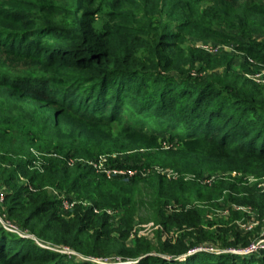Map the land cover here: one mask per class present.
<instances>
[{
	"label": "trees",
	"instance_id": "obj_1",
	"mask_svg": "<svg viewBox=\"0 0 264 264\" xmlns=\"http://www.w3.org/2000/svg\"><path fill=\"white\" fill-rule=\"evenodd\" d=\"M189 37L264 69V0H0V264H264V248L228 251L264 224L247 179L264 176V83ZM15 111L27 130L2 127ZM99 145L172 174L107 177ZM217 202L230 214L211 229ZM149 222L153 241L135 227ZM217 239L226 250H196Z\"/></svg>",
	"mask_w": 264,
	"mask_h": 264
},
{
	"label": "rangeland",
	"instance_id": "obj_2",
	"mask_svg": "<svg viewBox=\"0 0 264 264\" xmlns=\"http://www.w3.org/2000/svg\"><path fill=\"white\" fill-rule=\"evenodd\" d=\"M102 21V18L100 19ZM103 20L105 21L106 18L103 17ZM190 45L193 44L194 46H205L206 48L210 49L212 52L218 51V50H227L229 51L232 55H233V68L239 72H241L243 75L248 76L250 78H253L254 80H256L257 82L263 84L264 83V71L262 72V70L264 69H258L257 67H255V65L253 64V62L250 59H247L246 56L238 51L234 45L232 44H224L221 42H217V41H213V40H203L201 38H195V37H189L188 40L186 42L183 43V45ZM251 61V62H250ZM252 63V64H251ZM14 118H11L10 121L5 124H2V127H4L5 129L8 130H12L15 132H21L24 131L25 129L27 130V126L30 124L29 121L27 119H25L24 116H22L21 114H18L17 111L14 112L13 114ZM6 120V119H5ZM31 132H34L35 129H31L30 127L28 129ZM26 132V131H25ZM37 132V131H36ZM168 137H166V135H159V140L161 145L163 146H167L168 143ZM96 149V150H95ZM95 154L97 156V160L96 164L94 165L96 168H98V171H104L105 174L107 175V177L110 176H116V175H121L123 177H127V176H132L134 174H138L141 176H144L145 174L149 173L152 170H160L161 172H166L168 174H172V170L168 167H158V166H153V167H143V166H139L141 164L144 163V157H141L140 159H137L139 156V152H137L136 150H128L125 152H116V154L114 153H108L106 152V147H102L99 145L97 147H95ZM71 148V155L74 152V150ZM140 151H144V150H140ZM92 162V161H91ZM90 162V163H91ZM95 162V161H94ZM228 174V173H227ZM229 174L231 175H239L240 177H244L241 173H236V172H230ZM219 175V173H218ZM214 176H212V178H206L203 181L206 182H210L213 179ZM248 181L249 182H255L258 181L260 182V185L264 187V176L262 177H253V176H248ZM2 186H0L1 189ZM3 188V187H2ZM66 200V199H64ZM229 205H223L221 202L218 203L217 205H211L210 203H206L203 205V208L206 209L205 210V218L212 222V228L211 229H215L218 228L220 226H223V222L222 220H225L227 217L229 218ZM232 207L235 208V210H237L239 213H241V218L236 219V223L240 226V227H247V228H254L256 226H259V222L257 221V215L247 206H241V205H235L232 204ZM2 219V218H1ZM14 225V224H11ZM263 226L259 227L258 229L255 230V243L252 244L251 246L254 247L253 245H257L261 240H264V224H262ZM17 229V231H21L16 225H14ZM152 223H145V224H137L135 227L136 229H138V233L139 234H144L145 236H147L148 238L152 239V241L154 240L153 237V229H152ZM13 228V227H11ZM15 229V228H14ZM10 230V227H9ZM15 231V230H13ZM15 231V232H17ZM23 232V231H22ZM25 233V232H24ZM133 235L130 236V238L128 239L129 243H132L133 241ZM215 246H211L209 245L208 247H204L206 250L209 251H224L226 250L225 248H221V242L217 239L216 241H214ZM55 247V246H54ZM251 247V248H252ZM199 248V247H198ZM59 249H65V248H57L55 247L54 250H58ZM233 248H228V250H232ZM71 250V249H70ZM65 253L69 254V256H73V258H76L75 256H78V254H74L68 251V249L64 250ZM242 251H239V253ZM248 252H244V254H247ZM80 258L81 257H77ZM76 258V259H77ZM101 261L100 259H96ZM104 260V259H103ZM107 261V260H105Z\"/></svg>",
	"mask_w": 264,
	"mask_h": 264
},
{
	"label": "built area",
	"instance_id": "obj_3",
	"mask_svg": "<svg viewBox=\"0 0 264 264\" xmlns=\"http://www.w3.org/2000/svg\"><path fill=\"white\" fill-rule=\"evenodd\" d=\"M198 47H202V48H204V49H206L207 51H210V52H212L210 49H208V48H206L205 46H198ZM264 70H262V72H263ZM90 163V162H89ZM62 205H63V208H65V209H67V208H69L70 206H71V204L67 201V200H63V202H62ZM5 224H6V227L9 229V227H10V230H15V231H17V229H16V227L14 226V225H11V224H7V222H5ZM11 227H13V228H11ZM15 228V229H14ZM18 233H20L21 235H24V236H32V235H30V234H27V233H24V232H22V231H17ZM33 237V236H32ZM39 242V241H38ZM41 245H43V246H45V247H50V248H52V249H54L55 247L54 246H51V245H47V244H45V243H42V242H39ZM254 247H249V248H245V249H232V250H228V251H231V252H237V253H239V251H242V252H240V253H244V252H251V251H255V250H258L259 248H264V240H261L256 246L255 245H253ZM57 248H59V247H57ZM61 248V247H60ZM65 249H68V251L69 252H71V253H76L75 251H73V250H70L69 248H65ZM64 249V250H65ZM201 249H205L204 247H199L198 249H196V250H201ZM63 249L61 250V249H59V251H61V252H65ZM206 250V249H205ZM77 254V253H76Z\"/></svg>",
	"mask_w": 264,
	"mask_h": 264
},
{
	"label": "water",
	"instance_id": "obj_4",
	"mask_svg": "<svg viewBox=\"0 0 264 264\" xmlns=\"http://www.w3.org/2000/svg\"><path fill=\"white\" fill-rule=\"evenodd\" d=\"M99 261V260H98Z\"/></svg>",
	"mask_w": 264,
	"mask_h": 264
}]
</instances>
